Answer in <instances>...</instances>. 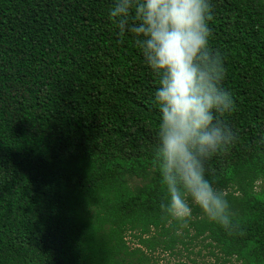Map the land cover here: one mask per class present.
I'll list each match as a JSON object with an SVG mask.
<instances>
[{
  "label": "trees",
  "instance_id": "1",
  "mask_svg": "<svg viewBox=\"0 0 264 264\" xmlns=\"http://www.w3.org/2000/svg\"><path fill=\"white\" fill-rule=\"evenodd\" d=\"M210 2L239 139L206 178L232 235L195 206L186 227L162 214L158 77L114 0H0V264H264V0Z\"/></svg>",
  "mask_w": 264,
  "mask_h": 264
},
{
  "label": "clouds",
  "instance_id": "2",
  "mask_svg": "<svg viewBox=\"0 0 264 264\" xmlns=\"http://www.w3.org/2000/svg\"><path fill=\"white\" fill-rule=\"evenodd\" d=\"M211 9L210 0H114L109 17L158 77L152 165L167 193L162 214L186 227L195 206L232 235L238 224L228 193L206 178L209 162L239 139L226 120L236 105L223 86L224 57L211 47Z\"/></svg>",
  "mask_w": 264,
  "mask_h": 264
},
{
  "label": "rangeland",
  "instance_id": "3",
  "mask_svg": "<svg viewBox=\"0 0 264 264\" xmlns=\"http://www.w3.org/2000/svg\"><path fill=\"white\" fill-rule=\"evenodd\" d=\"M129 240H132L131 237H128ZM133 245V243H131ZM198 248L197 250H199ZM208 250H203V256L206 255ZM159 264H213L214 259L207 257H199L197 255H191L187 257L186 254L184 256H180L178 258H171L167 254H161L159 256ZM195 261V263H194Z\"/></svg>",
  "mask_w": 264,
  "mask_h": 264
}]
</instances>
